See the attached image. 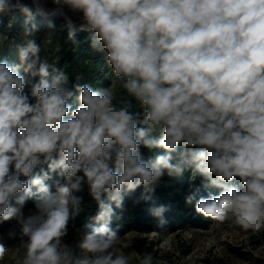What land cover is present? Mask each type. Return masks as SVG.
<instances>
[{
    "label": "clouds",
    "instance_id": "obj_1",
    "mask_svg": "<svg viewBox=\"0 0 264 264\" xmlns=\"http://www.w3.org/2000/svg\"><path fill=\"white\" fill-rule=\"evenodd\" d=\"M51 2L59 12L68 6L82 14L79 25L66 17L69 39L78 30L95 34L92 47L107 52L148 127L138 128L140 112L113 103L111 89L93 90L90 83L73 85L79 92L73 110L68 76L41 57L34 39L20 49L19 65L0 60V220L15 219L27 237L20 264H130L112 250L119 237L102 196L119 206L125 187L153 192L165 171L171 177L194 169L222 189L199 200L196 192L186 197L204 218L264 231V0ZM15 10L33 16L20 0H0V14ZM36 30L26 27L25 35ZM21 68L39 77L31 84L34 102ZM157 131L159 138L152 135ZM142 145L165 154L145 159ZM44 164L48 171H37ZM51 173L63 179L55 180L54 192L44 184ZM234 178L242 189L229 183ZM84 183L99 208L93 219L104 222L83 234L81 258L63 238L81 211L74 193ZM33 195L36 211L26 216L22 209ZM165 211L152 213L161 226ZM8 251L0 238V259ZM139 264H153L152 255Z\"/></svg>",
    "mask_w": 264,
    "mask_h": 264
},
{
    "label": "trees",
    "instance_id": "obj_2",
    "mask_svg": "<svg viewBox=\"0 0 264 264\" xmlns=\"http://www.w3.org/2000/svg\"><path fill=\"white\" fill-rule=\"evenodd\" d=\"M11 12L6 14V17L10 19L11 26L9 28V36L16 38H25V28L31 27L28 16L21 12H16L14 16H10ZM4 19L0 18V36L2 35V25ZM27 21V24H26ZM49 22L44 20L42 22ZM58 21H62L60 18ZM41 22V21H40ZM40 23V25L42 24ZM43 32L49 34L50 29H44ZM68 30L64 29L60 34V43L62 44L60 50L57 52L56 57H49L48 62L54 65L59 71H63L69 78V83L66 87L74 92L73 97L69 101L72 104L73 110L78 105L79 92H76L73 85L76 83L84 84L90 83L93 90L106 89L109 86H113V103L118 107L128 106L130 112H140L138 128H146L147 124L144 123L143 108L134 97L130 96L123 88L125 78L122 76H116L111 65L107 61V52L102 49L92 47V37L95 35L93 32H81L75 34L73 39H69L67 36ZM34 33L28 36V39H33ZM51 46V45H50ZM4 48V42L0 45V60H4L1 48ZM51 47H42L40 53H50ZM59 71L53 73L58 75ZM26 80L30 83L26 85L25 92L29 95L30 100L34 102L35 97L31 96V84L36 83L39 77H31L30 74L25 73ZM82 77L77 81V76ZM51 79V78H50ZM152 135L157 138L160 137L161 132H154ZM143 158L147 159L156 154H165V149L154 148L149 150L143 145L140 148ZM43 168L48 171L47 164L40 165L37 171ZM78 175H83L78 173ZM51 179L44 180V184L50 187L51 191H55V180L59 178L56 173H51ZM21 179H25L21 177ZM211 179H216L215 176ZM238 188L242 189V185L239 178H234L229 182ZM153 192H146L143 185L137 187L134 190H129L125 187L124 191L120 194L122 202L119 204L117 200H109L108 197L102 196L105 203L112 209L111 221L109 227L116 230L119 239L130 232L148 233L152 230H160L164 227H173L175 224L182 225L184 223L189 224L192 227L199 229H206L210 219L204 218L202 215L196 213L194 200L192 205L185 203L186 197L196 192V200L200 198H207L210 195H218L222 189L211 184V180L200 172L190 169L183 173V175L168 176L165 171L164 176L156 183ZM32 193H37V186L32 187ZM34 195L26 200L23 207V211L31 210L35 208ZM74 195L81 197V203L79 205L81 211L74 219L75 225L83 232L86 233L91 230L92 227H99L104 221H96L93 219L99 211L96 201L90 195L87 183L82 186V191L75 192ZM147 196L148 199H141V197ZM139 203H136V201ZM164 206L166 211L163 213L165 223L161 226L158 222V218L153 216V210L157 207ZM16 220L10 221L0 220V233ZM89 225L90 227H85Z\"/></svg>",
    "mask_w": 264,
    "mask_h": 264
},
{
    "label": "rangeland",
    "instance_id": "obj_3",
    "mask_svg": "<svg viewBox=\"0 0 264 264\" xmlns=\"http://www.w3.org/2000/svg\"><path fill=\"white\" fill-rule=\"evenodd\" d=\"M20 2L33 10V16L28 17L30 24L36 25L37 29L32 38L40 46V49L51 47L52 51L40 53L41 57H46L48 60L49 57H56L62 46L60 34L64 29L68 30L66 17L79 25L82 14L71 10L68 6H63L62 12H59L51 0H37L40 5L37 8L31 0H20ZM16 12L20 11L11 12L10 16H14ZM6 14H0L1 19L5 18L0 36V45L1 42H4L5 45L4 48H1L2 56L10 66H17L20 64V49L26 46L29 37L19 38L17 36L14 38V36H9L11 21L6 17ZM60 18L63 22L58 21ZM44 20H49V22H42ZM44 29H50L49 34L46 35L43 32ZM81 32L90 31L78 30L76 34ZM20 73L25 74L23 68L20 69ZM106 89L113 91V86ZM35 211L34 208L24 211V213L27 216ZM10 231L15 232L14 237H9ZM83 234L73 220L69 224L68 235L63 238V242L74 248L76 255L81 258L84 253L79 249L78 244L82 240ZM0 238L9 248L3 259H0V264H20L25 253V249L21 245L23 241L27 240V237L21 235L19 224L15 221L6 227L0 233ZM112 250L128 256L130 264H139V260L144 254L152 255L153 264L158 259L167 260L169 264H264V231L259 234L246 232L232 220L224 223L210 220L206 229L195 228L187 223L175 224L171 228L164 227L148 233H127L119 239Z\"/></svg>",
    "mask_w": 264,
    "mask_h": 264
},
{
    "label": "water",
    "instance_id": "obj_4",
    "mask_svg": "<svg viewBox=\"0 0 264 264\" xmlns=\"http://www.w3.org/2000/svg\"><path fill=\"white\" fill-rule=\"evenodd\" d=\"M33 3H34V0H31ZM34 5H35V7L37 8V6L39 7L40 5H39V3L37 2V0H36V2L34 3Z\"/></svg>",
    "mask_w": 264,
    "mask_h": 264
}]
</instances>
